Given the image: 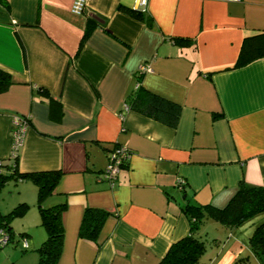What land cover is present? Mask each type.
<instances>
[{"label": "crops", "instance_id": "0c3cea01", "mask_svg": "<svg viewBox=\"0 0 264 264\" xmlns=\"http://www.w3.org/2000/svg\"><path fill=\"white\" fill-rule=\"evenodd\" d=\"M73 2L0 0V68L14 80L0 93V160L14 117H28L20 170L63 172L46 200L67 201L60 264H158L190 232L187 199L224 207L241 181L264 187V57L235 66L244 37L264 30V0H149L141 15L137 0H88L80 15ZM89 18L99 24L83 42ZM143 64V86L181 105L176 127L123 113ZM115 142L132 155L111 184L98 173ZM17 188L31 206L13 226L30 249L5 246L0 264H39L38 189ZM87 206L111 212L96 241L79 236ZM234 238L236 258L250 248Z\"/></svg>", "mask_w": 264, "mask_h": 264}, {"label": "trees", "instance_id": "16d2710c", "mask_svg": "<svg viewBox=\"0 0 264 264\" xmlns=\"http://www.w3.org/2000/svg\"><path fill=\"white\" fill-rule=\"evenodd\" d=\"M135 13L141 15L143 12L137 9ZM97 24L99 23L95 19H88L83 42L89 37ZM178 40L181 43H192V38L188 37L178 38ZM263 57L264 30H254L244 37L235 66H243ZM142 77L143 73L138 71L137 85L129 94L126 102L129 109L144 113L172 127H176L181 114V105L145 88L142 84ZM13 82V75L0 68V93L5 92ZM44 93L49 95L47 89ZM120 146L123 145L115 142L112 148L107 149L108 162L111 157L110 152L113 151L112 149ZM126 149L127 153L129 152V156L121 158L120 171L128 166L132 155L131 149L128 147ZM18 160L19 150L14 156L11 155L10 162L1 160L0 194L11 179H14L16 183L30 181L37 186V207L40 211L41 226L47 232L45 240L36 249L39 254V264H60L65 242L64 213L67 209V201L47 205L46 200L54 193L63 172L57 169L21 171ZM106 168L98 173V178L109 181L102 175ZM118 175L116 180L118 179ZM183 188H185V184ZM29 209L30 205L27 202H20L7 213L2 212L0 209V233L1 231H6L10 236L9 243L0 245V249L9 244L16 245L21 239L22 242L28 239L24 233H21V236H17L13 221L16 218L25 216ZM183 211L189 219L190 232L188 235L174 242L158 264H199L200 256L206 250V243L199 233L204 219L213 218L224 223L227 227L233 228L241 225L250 217L263 215L264 187L250 185L245 181H241L234 196L224 207H217L213 204L202 205L191 199H187L186 205L183 206ZM110 214L111 212L104 208L87 206L83 214L79 236L96 241ZM249 243L253 254L264 264V219L259 221L254 227L249 238ZM28 248L23 246L24 250H28ZM246 258L249 257H244L242 260L247 261L248 259L245 260Z\"/></svg>", "mask_w": 264, "mask_h": 264}, {"label": "rangeland", "instance_id": "374dc122", "mask_svg": "<svg viewBox=\"0 0 264 264\" xmlns=\"http://www.w3.org/2000/svg\"><path fill=\"white\" fill-rule=\"evenodd\" d=\"M21 182L16 183L14 179H11L5 185L0 196V209L2 210V212L7 213L20 203L15 202V199L19 196L17 186L20 185ZM262 219H264V214L255 215L246 219L241 225L233 228H229L224 223H221L220 221H217L213 218L204 219V221L201 223L199 233L206 243V250L200 256L199 264H262L260 259L255 254H253L251 249H249V233L246 234L247 227L249 225L250 227H252L253 230V228L259 223V221H262ZM255 220H258V222H256ZM236 235L241 237L240 241H244L243 247H249V251L245 252L242 256H237L235 258L232 255L230 256V251L225 245L227 243L233 242V240H235L234 237ZM13 246L15 245L9 244L5 248ZM244 257L249 258L245 259H248L247 261H243L242 258Z\"/></svg>", "mask_w": 264, "mask_h": 264}, {"label": "built area", "instance_id": "2783aa9c", "mask_svg": "<svg viewBox=\"0 0 264 264\" xmlns=\"http://www.w3.org/2000/svg\"><path fill=\"white\" fill-rule=\"evenodd\" d=\"M88 0H74L72 12L74 14H83L85 12L86 6H87ZM222 1H228V2H236L239 0H222ZM149 6V0H137V9L141 12H146L148 10ZM152 68L149 64H143L139 68L140 73H145L147 71H150ZM129 109V106L125 103L123 106V113ZM29 125V118L25 116H15L13 119V129H12V139H13V151L12 156H14L20 146L23 144L25 133L27 130V127ZM127 147L120 146L117 148L112 149L113 151L110 152V159L109 164L106 168V170L103 172V176L111 182V184H114L117 175L120 172V167L122 164V157H128L129 152L127 153ZM2 161L0 160V165ZM179 187L183 189L185 182L179 181ZM10 241V236L6 231H1L0 233V245L8 244ZM23 246L28 248L29 247V241L28 239L23 240Z\"/></svg>", "mask_w": 264, "mask_h": 264}]
</instances>
